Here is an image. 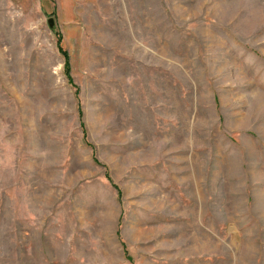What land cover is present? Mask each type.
I'll use <instances>...</instances> for the list:
<instances>
[{"label": "rangeland", "instance_id": "obj_1", "mask_svg": "<svg viewBox=\"0 0 264 264\" xmlns=\"http://www.w3.org/2000/svg\"><path fill=\"white\" fill-rule=\"evenodd\" d=\"M0 264H264V0H0Z\"/></svg>", "mask_w": 264, "mask_h": 264}, {"label": "trees", "instance_id": "obj_2", "mask_svg": "<svg viewBox=\"0 0 264 264\" xmlns=\"http://www.w3.org/2000/svg\"><path fill=\"white\" fill-rule=\"evenodd\" d=\"M65 56L67 57V59H66V66H67V68L69 67L68 65H69V61H68V54H67V52L65 53Z\"/></svg>", "mask_w": 264, "mask_h": 264}, {"label": "water", "instance_id": "obj_3", "mask_svg": "<svg viewBox=\"0 0 264 264\" xmlns=\"http://www.w3.org/2000/svg\"><path fill=\"white\" fill-rule=\"evenodd\" d=\"M50 22H51V20H50Z\"/></svg>", "mask_w": 264, "mask_h": 264}]
</instances>
